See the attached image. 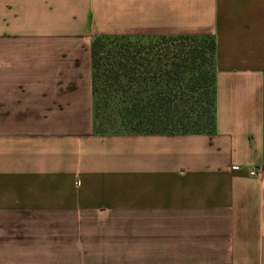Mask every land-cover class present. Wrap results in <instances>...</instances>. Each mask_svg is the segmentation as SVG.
<instances>
[{
	"label": "crops",
	"instance_id": "crops-1",
	"mask_svg": "<svg viewBox=\"0 0 264 264\" xmlns=\"http://www.w3.org/2000/svg\"><path fill=\"white\" fill-rule=\"evenodd\" d=\"M185 36L214 132L94 134L92 39ZM0 264H264V0H0Z\"/></svg>",
	"mask_w": 264,
	"mask_h": 264
},
{
	"label": "trees",
	"instance_id": "trees-1",
	"mask_svg": "<svg viewBox=\"0 0 264 264\" xmlns=\"http://www.w3.org/2000/svg\"><path fill=\"white\" fill-rule=\"evenodd\" d=\"M185 40L198 44L187 51L164 47ZM214 56L212 37H94L93 133L212 134Z\"/></svg>",
	"mask_w": 264,
	"mask_h": 264
},
{
	"label": "rangeland",
	"instance_id": "rangeland-1",
	"mask_svg": "<svg viewBox=\"0 0 264 264\" xmlns=\"http://www.w3.org/2000/svg\"><path fill=\"white\" fill-rule=\"evenodd\" d=\"M146 41L147 40H143V42H146ZM197 44H198L197 40L196 41H192V40L186 41L185 40V41H177V42H174L172 44H166V45H164V47H168V48H170V50H173V51L181 50V49H183L184 51H187L190 48H192L193 46H196Z\"/></svg>",
	"mask_w": 264,
	"mask_h": 264
},
{
	"label": "built area",
	"instance_id": "built-area-1",
	"mask_svg": "<svg viewBox=\"0 0 264 264\" xmlns=\"http://www.w3.org/2000/svg\"><path fill=\"white\" fill-rule=\"evenodd\" d=\"M249 175H250V176L254 175V172H252V171H251V172H249Z\"/></svg>",
	"mask_w": 264,
	"mask_h": 264
}]
</instances>
